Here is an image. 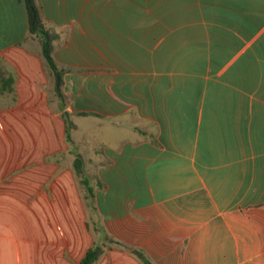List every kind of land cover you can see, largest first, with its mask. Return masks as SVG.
I'll use <instances>...</instances> for the list:
<instances>
[{
	"label": "crops",
	"instance_id": "0c3cea01",
	"mask_svg": "<svg viewBox=\"0 0 264 264\" xmlns=\"http://www.w3.org/2000/svg\"><path fill=\"white\" fill-rule=\"evenodd\" d=\"M36 3L64 98L0 0V264H264V0Z\"/></svg>",
	"mask_w": 264,
	"mask_h": 264
},
{
	"label": "trees",
	"instance_id": "16d2710c",
	"mask_svg": "<svg viewBox=\"0 0 264 264\" xmlns=\"http://www.w3.org/2000/svg\"><path fill=\"white\" fill-rule=\"evenodd\" d=\"M27 20H28V30L30 36L37 38L41 43V53L49 68V71L53 77L54 81V94L59 100H63L64 95L62 92V74L63 69L59 68L55 63L53 51L54 44L60 38V34L53 28L46 26L44 19L40 13L39 7L36 0H24ZM3 71L0 69V79L3 77ZM78 161L75 162L77 168ZM91 193V189L88 188ZM104 252V247L101 244H93L85 253L81 259L80 264H95L100 255ZM144 264H152V262L142 257Z\"/></svg>",
	"mask_w": 264,
	"mask_h": 264
},
{
	"label": "rangeland",
	"instance_id": "374dc122",
	"mask_svg": "<svg viewBox=\"0 0 264 264\" xmlns=\"http://www.w3.org/2000/svg\"><path fill=\"white\" fill-rule=\"evenodd\" d=\"M82 131L81 133L83 137H85L89 141V149L95 148L96 150H100L102 143L108 144V125L100 124L97 120H83L79 122ZM92 151H87L86 155H90ZM100 156V154H94ZM95 162L89 163V168L93 170Z\"/></svg>",
	"mask_w": 264,
	"mask_h": 264
},
{
	"label": "water",
	"instance_id": "95a60500",
	"mask_svg": "<svg viewBox=\"0 0 264 264\" xmlns=\"http://www.w3.org/2000/svg\"><path fill=\"white\" fill-rule=\"evenodd\" d=\"M135 253L139 254L137 251H134Z\"/></svg>",
	"mask_w": 264,
	"mask_h": 264
}]
</instances>
